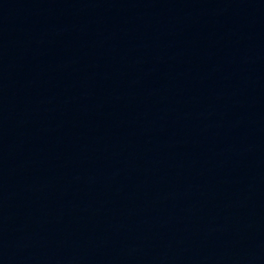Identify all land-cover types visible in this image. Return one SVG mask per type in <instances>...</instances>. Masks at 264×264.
<instances>
[{"label":"water","instance_id":"1","mask_svg":"<svg viewBox=\"0 0 264 264\" xmlns=\"http://www.w3.org/2000/svg\"><path fill=\"white\" fill-rule=\"evenodd\" d=\"M0 264H264V0H0Z\"/></svg>","mask_w":264,"mask_h":264}]
</instances>
